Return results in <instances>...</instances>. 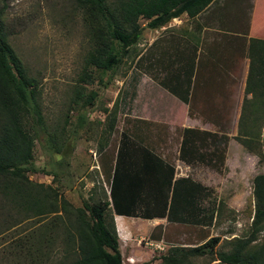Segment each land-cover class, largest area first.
<instances>
[{
    "label": "rangeland",
    "instance_id": "obj_1",
    "mask_svg": "<svg viewBox=\"0 0 264 264\" xmlns=\"http://www.w3.org/2000/svg\"><path fill=\"white\" fill-rule=\"evenodd\" d=\"M0 5L5 8L3 19L10 33L9 43L37 85L45 124L43 132L37 130L34 146L33 163L38 172L28 174L27 186L36 187L27 188L28 193L38 191L41 194L52 187L75 208L81 207L83 201L109 200L105 160H109L119 145L125 142L127 130L141 125L140 120L129 117L135 108L133 104L137 91H147V98L154 99L161 95L158 93H163L168 80L187 66L190 44L186 47L187 37L184 38L182 33H190V23L172 20L163 28L151 30L147 28L146 21L140 20L142 34L137 45L131 48L130 56L114 72H96L95 76L101 77L102 82L96 79L93 85H84V97L79 99L75 94L79 89L78 76L89 43L80 14L73 10V4L69 0H3ZM262 36L260 38L264 39V33ZM247 61L244 68L240 66L233 71L229 80L228 102L221 107V117L214 116L215 113L206 118V121L212 122L208 127L210 130L230 139L223 165L219 162H194L189 165L187 177L207 191L198 206L212 213L213 226L207 230V235L219 237L217 250L225 252L230 250L235 239L248 237L253 209V179L264 174V165L260 164L259 157L234 140L245 97ZM144 79L146 82H143ZM92 92L96 93L93 105L84 107V98ZM136 105L141 108V101ZM112 115L115 118L114 128L108 136L107 132L103 134V130L109 122L106 116L110 118ZM160 118L165 122L173 120V117ZM180 131L177 125L172 127L171 132L167 131L170 139L166 145L161 136L154 135V130L150 134L149 144L158 156L162 158V152L159 154L156 149L170 148L168 163L172 166L179 160ZM256 131L258 135L253 146L257 145L261 150L264 148V124ZM140 133L144 136L143 129ZM100 142L106 143V151L101 154L98 151ZM54 144L61 148L59 154L55 153ZM205 149L208 150L205 153L212 150L211 147ZM24 199L27 196L14 201L0 192V264H33L37 257L34 250L28 252L19 245L38 247V237H44L49 243L48 246L42 245L46 256L41 264H69L74 258L71 256L74 242L66 232H71L67 229V215L62 213L57 218L54 215L36 217L27 214L21 207ZM52 221L58 222L60 227L57 234L52 228ZM111 222L108 217L109 227ZM199 235L195 228L172 226L168 229L167 238L172 243L185 244L175 247H190ZM141 237L146 238L142 234L133 237L135 247L132 254L135 259L121 254L123 264H165L162 258L167 257L174 246L160 253L154 252L138 243ZM263 245L264 231L252 246ZM30 252L34 254H28ZM189 262L217 263L209 257L189 258Z\"/></svg>",
    "mask_w": 264,
    "mask_h": 264
},
{
    "label": "trees",
    "instance_id": "obj_2",
    "mask_svg": "<svg viewBox=\"0 0 264 264\" xmlns=\"http://www.w3.org/2000/svg\"><path fill=\"white\" fill-rule=\"evenodd\" d=\"M69 1L73 10L80 14L89 43L78 76L79 89L75 93L82 99L84 85H93L96 79L102 82L101 77L95 76L96 72H114L130 56L131 48L137 45L142 34L140 20L146 21L147 28L158 30L184 14L190 19L196 17L213 0ZM4 9L0 5V192L14 201L27 196L21 205L27 214L57 218L62 213L67 215V229L71 232H66L74 242L71 255L74 258L69 264H123L113 215L198 224L196 213L205 211L198 204L201 193L207 191L189 178L174 181V167L149 147L145 134L142 136L140 128L135 127L125 132V142L109 160H105L109 200L83 201L81 207L75 208L52 187L41 194L38 191L28 193L27 188L36 187L27 186L28 174L38 172L33 163L34 146L38 131L43 132L45 124L35 80L9 43ZM244 54L248 60L245 97L234 140L249 153L257 155L260 164L264 165V148L259 150L257 145L253 146L258 135L256 128L264 124V40L249 39ZM164 87L174 94L170 83ZM95 97L96 93L88 94L84 98V107L92 106ZM184 102L188 103V100ZM106 117L109 122H106L103 134L107 132L110 136L115 118L114 115ZM181 136L179 158L185 164L219 162L223 165L229 137L194 129H184ZM105 144L99 143L100 154L106 151ZM210 147L212 150L205 153L208 151L205 148ZM54 148L55 153L61 152L59 146L54 144ZM252 196L250 233L248 237L235 239L229 251L217 250L219 237L207 239L205 236L201 245L170 248V254L162 261L165 264H191L189 258L209 257L216 264H264V245L252 246L264 231V174L254 177ZM108 217L112 221L111 227L107 223ZM57 224L56 221L51 224L56 234L60 229ZM161 236L162 227L159 226L150 238L160 240ZM47 242L44 237H38V247L20 244L19 248L24 247L28 252L34 250L38 258L33 264H41L46 256L42 245L48 246Z\"/></svg>",
    "mask_w": 264,
    "mask_h": 264
},
{
    "label": "crops",
    "instance_id": "obj_3",
    "mask_svg": "<svg viewBox=\"0 0 264 264\" xmlns=\"http://www.w3.org/2000/svg\"><path fill=\"white\" fill-rule=\"evenodd\" d=\"M180 20L190 23V33H182L184 38L187 37L186 47L190 44L189 61L180 74H175L172 80H168V83L174 87V94L163 88V93H158L161 95L148 99L147 91H137L133 104L135 108L129 114L130 118L140 120V127L135 128L143 129L148 141L154 130V135L161 136L165 145L170 139L169 132L172 131L173 126L177 125L181 130L178 147H180L184 129L217 133L208 128L212 122L206 121V118H211L215 113L214 116L221 117V107L228 102L229 80L233 77V71L239 69L240 66L244 68L247 61L244 50L248 40L263 37L264 0H213L194 18L190 19L184 14L173 19L176 22ZM143 82L146 80L144 79ZM138 86L141 87L139 84ZM185 99L188 103L184 102ZM140 101L141 108L136 105ZM160 117H173V120L160 121ZM149 147L154 151L152 146L149 145ZM169 149L167 146L160 150L156 149V151L162 152V159L170 162L168 160L170 159ZM179 160L182 161L180 158ZM205 197L201 193V199ZM196 215V219L199 220L198 224L170 223L166 218L146 219L113 215L121 254L125 253L126 258L134 260L133 237L142 234L150 238L151 233L159 226L162 227L161 239L152 240L166 242L167 249L171 246L185 245L181 242L172 243L167 238L168 229L172 226L179 229L195 228L200 235L192 246L203 244L205 240L201 239L205 236L207 239L210 237L207 235V230L213 226L212 213L205 209L199 214L197 212Z\"/></svg>",
    "mask_w": 264,
    "mask_h": 264
},
{
    "label": "built area",
    "instance_id": "obj_4",
    "mask_svg": "<svg viewBox=\"0 0 264 264\" xmlns=\"http://www.w3.org/2000/svg\"><path fill=\"white\" fill-rule=\"evenodd\" d=\"M174 181L177 179L187 178L190 171L189 166L183 161L177 160L174 164ZM140 245L144 244L146 247L152 249L154 252H163L167 249L165 243L161 241H154L149 237H141L138 241Z\"/></svg>",
    "mask_w": 264,
    "mask_h": 264
}]
</instances>
